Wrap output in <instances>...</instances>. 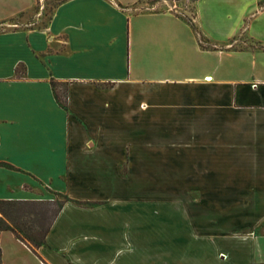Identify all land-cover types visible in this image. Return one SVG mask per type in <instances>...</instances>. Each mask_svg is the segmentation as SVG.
<instances>
[{"label": "crops", "instance_id": "obj_1", "mask_svg": "<svg viewBox=\"0 0 264 264\" xmlns=\"http://www.w3.org/2000/svg\"><path fill=\"white\" fill-rule=\"evenodd\" d=\"M145 1L62 0L43 24L38 0H0V199H72L38 253L3 230L0 264H147L125 194L150 163L262 229L242 264H264V0Z\"/></svg>", "mask_w": 264, "mask_h": 264}, {"label": "rangeland", "instance_id": "obj_2", "mask_svg": "<svg viewBox=\"0 0 264 264\" xmlns=\"http://www.w3.org/2000/svg\"><path fill=\"white\" fill-rule=\"evenodd\" d=\"M59 1L38 0L36 9L43 24ZM262 19L261 16L259 20ZM15 21L20 23L18 17ZM198 36L201 44L207 46L200 33ZM249 45L257 46L254 42ZM155 68L154 63H150L139 77L159 79V69L155 72ZM149 165L152 171L132 174V192L125 194L132 202L134 219L147 229L145 240L142 239V252L136 254V260L141 259L147 264H242L251 260L250 246L262 229L253 230L237 221L236 215L223 211L226 206L205 205L202 189L190 187L195 183L188 179L189 174L172 172L171 167ZM163 168L168 171L159 170ZM49 196L58 199L53 192ZM122 252L125 253L120 257L119 254L111 255L114 264L128 254L125 249Z\"/></svg>", "mask_w": 264, "mask_h": 264}, {"label": "trees", "instance_id": "obj_3", "mask_svg": "<svg viewBox=\"0 0 264 264\" xmlns=\"http://www.w3.org/2000/svg\"><path fill=\"white\" fill-rule=\"evenodd\" d=\"M23 69L24 65H19L17 73L20 74ZM51 84L58 103L67 110L68 88L66 84L54 79L51 81ZM2 165L15 169L14 166L7 163H2ZM54 194L58 196V199H0V234L3 230H9L17 238L25 242L34 252L38 253L39 247L47 243V235L63 206L66 202L72 200L66 194L60 192H54ZM77 203L83 204L80 201H77Z\"/></svg>", "mask_w": 264, "mask_h": 264}, {"label": "built area", "instance_id": "obj_4", "mask_svg": "<svg viewBox=\"0 0 264 264\" xmlns=\"http://www.w3.org/2000/svg\"><path fill=\"white\" fill-rule=\"evenodd\" d=\"M137 10H150V11H161V10H169L173 12H181V7L178 4L177 0H146L143 6L136 8Z\"/></svg>", "mask_w": 264, "mask_h": 264}]
</instances>
